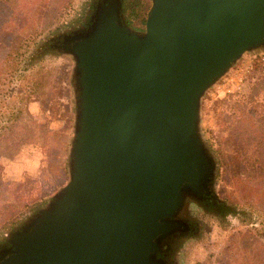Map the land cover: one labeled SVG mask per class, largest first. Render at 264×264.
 Segmentation results:
<instances>
[{"label": "water", "instance_id": "95a60500", "mask_svg": "<svg viewBox=\"0 0 264 264\" xmlns=\"http://www.w3.org/2000/svg\"><path fill=\"white\" fill-rule=\"evenodd\" d=\"M121 12L102 1L59 40L74 61L69 180L8 234L0 264H171L188 202L212 193L203 99L264 49V0H152L144 29Z\"/></svg>", "mask_w": 264, "mask_h": 264}, {"label": "rangeland", "instance_id": "374dc122", "mask_svg": "<svg viewBox=\"0 0 264 264\" xmlns=\"http://www.w3.org/2000/svg\"><path fill=\"white\" fill-rule=\"evenodd\" d=\"M88 3L0 0V118L20 117L0 137V242L69 180L74 61L41 45L76 30ZM202 131L217 162L215 194L240 215L199 213L202 233L185 242L181 264H264V49L209 90ZM187 210L197 207L188 202Z\"/></svg>", "mask_w": 264, "mask_h": 264}, {"label": "flooded vegetation", "instance_id": "af4514ba", "mask_svg": "<svg viewBox=\"0 0 264 264\" xmlns=\"http://www.w3.org/2000/svg\"><path fill=\"white\" fill-rule=\"evenodd\" d=\"M102 1H107V0H88V10H87V15L80 19H75V21L71 24V27L75 25V23H78V25L75 27L76 30L80 29L81 27H86L88 24V21L90 17L94 14V11L97 9V6L100 2ZM122 3V14L124 16V19L126 23H128V20L134 21V18L130 14V11H126L124 9V1L125 0H120ZM140 27V26H139ZM140 29V28H139ZM60 36L52 38L50 41L52 47H44V44H47V41L44 42L43 45H41L42 51H45V55H51L54 52H56L57 48H59V40ZM62 45V44H61ZM57 47V48H56ZM40 48V47H39ZM41 54V52H40ZM212 193L210 194L209 197H207L204 200H190L189 205L191 203L195 204L197 207V210L193 211H185V215L183 216L184 221L188 224V230L186 233L179 234V237L176 238L172 243H170L167 246V253L169 255V258L171 260V264H181V250L183 249V245L185 242H187L190 239H195L200 236L202 233L201 231V224L199 220V213H201L203 216L207 217H214V218H221L226 219L230 218L232 216H239L240 213L235 207H232L222 201L216 194L214 189L212 188ZM15 231V230H14ZM3 245H6V241L4 240L3 242H0V247Z\"/></svg>", "mask_w": 264, "mask_h": 264}, {"label": "trees", "instance_id": "16d2710c", "mask_svg": "<svg viewBox=\"0 0 264 264\" xmlns=\"http://www.w3.org/2000/svg\"><path fill=\"white\" fill-rule=\"evenodd\" d=\"M151 5H152L151 0H125L124 1L125 12L126 11H130V14L134 18V21L128 20L127 24L132 26V27L135 26V25L141 26L140 29H144L145 23H146L147 14H148V12H149V10L151 8ZM90 19H91V17H90ZM90 19H89V21L87 23L88 25L90 23ZM88 25L86 27H88ZM43 46L44 47H48V48L52 47L50 41H47V44H44ZM12 116H13V114L9 113V116L0 118V137L1 136L3 137L5 135V133L12 127V125H14V124H11V122L13 120L18 121L19 118H20V117L19 118L15 117L13 119ZM262 140H264V137H263ZM261 155H263V157H264V150L262 151Z\"/></svg>", "mask_w": 264, "mask_h": 264}]
</instances>
